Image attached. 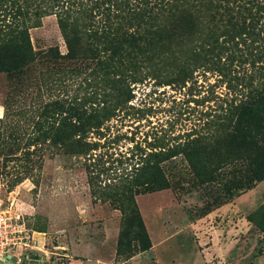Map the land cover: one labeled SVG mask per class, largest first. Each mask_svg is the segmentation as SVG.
I'll return each mask as SVG.
<instances>
[{
    "label": "trees",
    "instance_id": "trees-1",
    "mask_svg": "<svg viewBox=\"0 0 264 264\" xmlns=\"http://www.w3.org/2000/svg\"><path fill=\"white\" fill-rule=\"evenodd\" d=\"M48 15L65 53L32 45L29 29ZM47 58L84 66L82 93L33 106L24 145L16 136L13 148L2 139L9 150L2 165L23 156L28 175L44 149L85 158L93 202L121 213L117 251L133 242L140 252L152 247L135 197L167 189L163 164L177 155L202 183L231 197L264 179V0H0V73L20 75ZM199 73L224 87L206 96L221 103L206 112L202 131L172 144L136 141L128 156L112 160L124 167L104 166L112 156L99 151L101 140L118 113L133 108L131 84L152 77L184 88Z\"/></svg>",
    "mask_w": 264,
    "mask_h": 264
},
{
    "label": "rangeland",
    "instance_id": "rangeland-1",
    "mask_svg": "<svg viewBox=\"0 0 264 264\" xmlns=\"http://www.w3.org/2000/svg\"><path fill=\"white\" fill-rule=\"evenodd\" d=\"M29 34L35 50L66 52L54 15L42 17ZM53 60L39 61L20 75L0 73V199L14 197L27 227L44 242L43 250L20 264H264V182L256 196L235 201L221 185L202 183L184 157L177 155L163 164L169 187L135 197L152 247L140 252L133 242L131 248L124 245L117 251L121 213L108 203L93 202L85 158L44 149L28 175H24L28 161L23 156L3 166L9 153L5 144L13 148L16 136L17 146L22 147L30 134L33 106L82 93L84 66ZM195 78L184 88L152 77L131 84L133 97L128 104L133 108L120 111V118L111 122L110 138L101 140L99 151L112 156H104V166L124 167L125 163L112 160L128 156L136 141L172 144L191 130L202 131L205 114L221 103L206 96L211 91L224 94V87L219 82L211 86L214 74L199 73ZM105 178L100 175L96 181L103 183ZM224 204H229L227 212L207 220L219 229V236L207 238L208 230L196 224Z\"/></svg>",
    "mask_w": 264,
    "mask_h": 264
},
{
    "label": "built area",
    "instance_id": "built-area-1",
    "mask_svg": "<svg viewBox=\"0 0 264 264\" xmlns=\"http://www.w3.org/2000/svg\"><path fill=\"white\" fill-rule=\"evenodd\" d=\"M43 249L44 242L27 227L14 197L10 196L6 202L0 199V258L9 256L14 263L20 264L22 259H31L33 252Z\"/></svg>",
    "mask_w": 264,
    "mask_h": 264
},
{
    "label": "crops",
    "instance_id": "crops-1",
    "mask_svg": "<svg viewBox=\"0 0 264 264\" xmlns=\"http://www.w3.org/2000/svg\"><path fill=\"white\" fill-rule=\"evenodd\" d=\"M264 182V179L260 182H258L253 188L247 190L246 192L241 193L239 196L235 197V201H241L242 199H244L245 197H247L248 199H251L252 197L256 196L258 192V187L259 185ZM263 191V190H262ZM251 201V200H250ZM229 205V204H228ZM227 204H224L218 208H216L215 210L211 211L210 213L207 214V217L202 219L204 222H197L196 226L197 227H202V228H206L208 230L209 235L207 236V238L212 237V239H217L218 238V234H219V229L215 228V226H211L210 224H208L207 220L209 217H214L215 215H221L223 212H227L228 207ZM231 205H234L231 203ZM206 222V223H205ZM226 228V227H225ZM200 237L204 236V234L199 232Z\"/></svg>",
    "mask_w": 264,
    "mask_h": 264
},
{
    "label": "water",
    "instance_id": "water-1",
    "mask_svg": "<svg viewBox=\"0 0 264 264\" xmlns=\"http://www.w3.org/2000/svg\"><path fill=\"white\" fill-rule=\"evenodd\" d=\"M0 263H1V264H16V263H14L13 260L10 259L9 256H2V257L0 258Z\"/></svg>",
    "mask_w": 264,
    "mask_h": 264
}]
</instances>
